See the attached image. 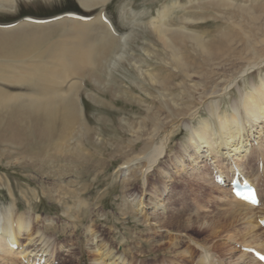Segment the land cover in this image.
<instances>
[{
  "label": "rangeland",
  "instance_id": "obj_1",
  "mask_svg": "<svg viewBox=\"0 0 264 264\" xmlns=\"http://www.w3.org/2000/svg\"><path fill=\"white\" fill-rule=\"evenodd\" d=\"M104 1L101 5L87 9L76 0H11L9 4L0 1L2 24L20 22L25 15L48 18L68 10L94 15L105 12L119 32L129 35L121 59L123 64L112 71L114 78L110 79L113 84L109 86L111 89L106 87L110 90V95L94 86L90 78L84 80L77 91L83 106L81 109L85 110V118L96 129L92 131L89 139L84 136L85 149L79 148L81 151L74 154H50L46 158L36 156L32 161L24 150L19 149L22 145L13 146V142L11 145L0 144V215L4 211H10L13 219L20 215L29 222V234L20 233L19 243L27 242L22 244L31 253H35L33 249H43L41 245H45L49 239L45 245L49 248L46 247L44 252L50 251L51 259L56 264H93L95 257H99L106 250L115 251L130 264H198L203 251L212 257L208 260L211 264H216L217 261L221 264H253L249 262L251 254L242 251L239 245L255 248L264 246V232L259 228L258 222L261 218L258 216L264 214V202L256 208L253 206L251 223L254 227L248 234L244 230L248 223L239 219H235L231 227L216 225L213 227L214 231L211 228L202 231L197 226L166 228L158 220L166 217L214 215L225 208V205L212 201L214 195H219L218 191L212 192L208 186L195 187L189 183L195 171L188 161L186 165L176 162V156L182 153L180 148L190 146L189 130L183 122L197 127L204 120L212 119L214 124V117L209 116L207 111L206 104L209 100L206 95L213 89L219 90L220 106L229 110L230 104L238 97L239 90L249 91L251 82L258 83L264 77V63L238 77V84L230 87H225V83L230 78L239 76L241 72L238 71L246 62L234 63L231 67L225 65L226 70L216 73L211 80H208L209 76L204 78L205 90L201 88V84L196 90L193 87L199 86L195 85L200 81L198 75H193L192 78L182 77L171 66L169 69H160L158 65L166 64L170 56L152 24L162 26L168 21L172 26L168 28L198 34L202 41L209 44L220 32L233 31L240 28L238 25L251 29L252 32H248H251V36L259 28V33L254 37H262L264 17L254 24L248 23L240 15L231 18L225 13L229 8L224 11L215 10L218 0ZM228 1L239 7L264 4V0ZM174 3L181 5L178 7ZM165 6L172 7V10L161 22L156 21L164 13ZM253 11L264 16L263 10ZM170 37L175 39L172 35ZM183 42L181 45L178 42L175 49L182 62L200 61L199 51L192 42L189 39H184ZM261 57H264V48ZM207 67L210 66H202L205 70ZM102 71L107 73L105 67ZM104 72L96 71L92 77L99 82H103V79L107 82ZM149 72L153 78L155 74L159 77L161 75L157 83H151ZM164 73H171V76L164 78ZM175 73L177 75H173ZM160 81H163V86ZM116 84L131 90L130 94L123 93L122 88H117ZM3 87L9 90L22 89L15 84H5ZM159 96L173 98L180 105L179 110L172 111L173 114L159 129L157 136L153 137L154 140H159L170 131L173 132L171 141L167 143L159 162L146 169L145 159L136 158L143 155L141 150L147 149L148 145H144L143 138L150 135L147 132L151 128L149 123L144 126L140 119L150 113L152 101L158 102ZM95 98L101 99L104 104L98 105ZM101 107L108 111H101ZM193 112L194 117L190 120ZM180 118H183L182 123ZM75 131L74 134L78 135L77 129ZM136 131L139 133L137 140ZM8 135V131L1 130L0 141L3 137H9ZM15 136L19 142L22 141L19 137L20 131ZM4 141L9 140L5 138ZM68 141L76 146L75 142ZM251 144L254 148L253 142ZM208 159L204 157L198 166L211 178ZM125 161L128 162L127 165L123 163ZM210 161L213 167L218 165L213 160ZM125 167L129 169L123 176L121 173L127 169ZM243 167V172L250 170L248 165ZM253 174L259 176L257 171H253ZM255 182L257 192L264 200L258 182ZM259 183L264 188L262 181ZM134 195L142 201L138 206L132 201ZM154 202L160 204L157 209L152 205ZM256 235L258 239L253 241L252 238ZM31 242L35 243L30 245ZM258 243L261 245L257 246ZM10 259L11 257L8 258L9 263ZM0 264H5V260L0 259Z\"/></svg>",
  "mask_w": 264,
  "mask_h": 264
},
{
  "label": "bare ground",
  "instance_id": "obj_2",
  "mask_svg": "<svg viewBox=\"0 0 264 264\" xmlns=\"http://www.w3.org/2000/svg\"><path fill=\"white\" fill-rule=\"evenodd\" d=\"M0 1L11 3V0ZM76 1L85 9L96 7L105 2L104 0ZM175 4L178 7L181 5L180 3ZM255 5L253 6L254 8L251 6L239 7L232 4L231 1L218 0L217 4H215V10L224 11L226 10L225 8L227 10L229 8V11H225V13L231 18L232 16L240 15L248 23L254 24L264 17L263 15L255 14L253 11L263 10L264 12V4L256 3ZM231 7L233 8L230 9ZM170 10H172V7L168 8V6H165L164 13L156 21L161 22ZM101 15V13H98L89 20L62 17L42 23L21 20L12 27L0 26V131L5 130L10 133L9 137H3L0 144L10 143L9 145H11L13 142L15 143L13 146L22 145L19 149L24 150L32 161L35 160L33 158L36 156L46 158L52 154L56 156L66 152L74 154L76 151H81L80 149H85L84 136L89 139L92 131L96 129L90 125L89 119L85 118V110L81 109L83 106L77 91L81 88L83 81L90 78L94 86L104 92H108V95H110V90L107 88L113 85L110 83L114 78L112 71L118 65L123 64L121 59L126 47V39L129 36L119 32L109 17L107 18L108 22L104 23L100 18ZM238 26L240 28H235L233 31L220 32L214 40L210 41L211 44H208L202 41L198 34L168 28L172 27L168 21L163 23L162 26L152 24L158 39L165 46V49L167 48L170 56L166 64H159L158 66L160 69H169L171 66L177 74L181 73L182 77L192 78L193 75H198L200 81L195 85L199 84V86L193 85V88L197 90L201 84V88L205 90L206 81H203L204 78L209 76L208 80H211L216 73L226 70L224 69L225 65L231 67L234 63L246 62L245 66L243 65L238 71L239 73L241 72L240 75H236L228 81L226 80L227 82L225 83V87H230L232 84L237 85L238 77L264 63V57H261L264 48V36L259 37L258 35V37H254L256 33H259L258 30L260 29L256 28L255 33L253 32V36H251V29ZM249 31L251 32L248 33ZM260 33L263 35V32ZM170 35L175 39H172ZM184 39H189L194 47L198 49L200 61L182 62L181 58L176 54L177 43L179 42L181 45L184 43ZM204 64L210 67L205 70L202 68ZM104 67L107 73L102 71ZM96 71L99 73L104 72L109 83L105 79H103V82L95 80L92 76ZM171 73L167 75L164 73L166 75L164 78L170 77ZM176 73L173 75H177ZM148 76L151 83H157L161 77V75L159 77L158 74H155V78H153L151 72H149ZM159 83L162 86L164 85L163 81ZM5 84H15L22 89L9 90L3 87ZM116 86L117 88H122L123 93L130 94L131 92V90L123 88L122 85L116 84ZM219 94V90L213 89L206 95L209 100L206 104L207 111L209 116L214 117V124L212 119H206L202 124L195 127L189 125V122H183V118H180L179 121L183 122L189 130L190 146L189 148L184 146L180 148L182 153L176 156V162L186 165L188 161L195 171L192 173L193 178L189 179V183L195 187L205 188L208 186L210 191H218L219 195H214L212 201L225 205V208L214 215H189L184 218H159L156 216V218H159L158 222L161 226L166 228L174 226L193 228L197 226L201 227L202 231L210 228L214 231L213 227H216V225H229L231 227L235 219H239L248 223L245 227L246 229H244L247 234L254 227V224L251 223L253 205L233 197L230 189L224 187L225 185H219L211 181L207 172L200 170L198 163L202 162L204 157L206 159L209 158V161L213 160L212 162L218 163L213 168L217 167L221 174L225 173L222 170L223 168L231 173L236 168L254 185L257 183L254 178H251L253 171L259 172V176L260 174L264 176V77H261L258 83L254 84L251 82L249 91L241 92L239 90L238 97L230 104L229 110L221 108L218 99ZM95 99L98 105L100 103L104 104L101 99ZM211 99L212 101H210ZM213 99L215 100L213 101ZM152 104L154 109L151 107L150 113L140 119L143 125L149 123L151 128L147 132L150 135L143 138L144 145H148V147L146 150H141L143 154L141 157L136 156V159H142V157L145 159L144 165H146V169L159 162L166 150L167 143L171 141L173 132L170 133V131L159 140H154L153 137L154 135L157 136L159 129L165 124L168 117L173 114L172 111L176 112L179 110L178 106L180 105L175 103L173 98L168 99L162 96H159L158 102L154 101L153 103L152 101ZM101 111L108 110L106 108L102 110L101 107ZM163 113L165 114L163 115ZM194 114V112L190 114V120L194 117ZM75 129H77L78 135L74 134L76 133ZM18 130L21 133V136H19L20 139L22 138L21 142L15 136V134L19 133ZM5 138L10 142L4 141ZM138 138L139 133L136 131L135 139L137 140ZM68 140L75 142V145L79 146L78 150ZM251 141L254 148H252ZM253 159H256L257 163L261 161L262 167L256 165L251 167L250 170L243 172V165L246 166L248 164L249 166V162ZM127 161L123 163L127 165ZM175 164L173 163V165ZM179 164H176V166H179ZM120 169H123V167ZM128 169L122 171L121 174L124 176ZM258 195L263 203L264 200L259 192ZM132 201L133 203L135 202L136 206L142 203L141 199H136L135 195ZM152 205L157 209L160 204L154 202ZM10 213L12 212L4 211L0 215V259L5 260V264H18L19 261L23 262L25 259L24 264L29 263V261L33 262L35 253H31V250L27 249L28 247H24L22 243H19L20 233L29 234V222L25 221L20 215L13 219ZM246 232H244V235ZM252 239L255 241L258 236L256 235ZM34 243L31 242L30 245ZM45 245H41V247H44L43 250L48 247H45ZM258 245L261 244L258 243ZM10 257L11 263L8 262ZM210 257V254L203 251L200 264H205L208 259L212 258ZM18 258H20L19 261L15 262ZM249 260L253 264H262L252 255ZM93 264L130 263L126 262L121 255L116 254L115 251L106 250L102 251L99 257H95Z\"/></svg>",
  "mask_w": 264,
  "mask_h": 264
}]
</instances>
